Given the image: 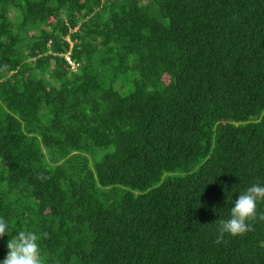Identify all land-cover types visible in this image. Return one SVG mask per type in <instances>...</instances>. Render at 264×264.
<instances>
[{"label": "trees", "instance_id": "1", "mask_svg": "<svg viewBox=\"0 0 264 264\" xmlns=\"http://www.w3.org/2000/svg\"><path fill=\"white\" fill-rule=\"evenodd\" d=\"M254 183L264 0H0V216L44 264H264V221L215 243Z\"/></svg>", "mask_w": 264, "mask_h": 264}, {"label": "clouds", "instance_id": "2", "mask_svg": "<svg viewBox=\"0 0 264 264\" xmlns=\"http://www.w3.org/2000/svg\"><path fill=\"white\" fill-rule=\"evenodd\" d=\"M69 39V38H68ZM264 202V183H254L239 192L232 203L229 214L217 226L216 244L224 241L225 236H243L254 228V221H264V212L258 211V204ZM10 236L6 243L8 249L0 264H44L41 237L33 230L21 229L13 232L10 222L0 216V238ZM59 264V262H57Z\"/></svg>", "mask_w": 264, "mask_h": 264}, {"label": "built area", "instance_id": "3", "mask_svg": "<svg viewBox=\"0 0 264 264\" xmlns=\"http://www.w3.org/2000/svg\"><path fill=\"white\" fill-rule=\"evenodd\" d=\"M67 60H68L70 63L73 64V62H72V60H71V58H70L69 56H67Z\"/></svg>", "mask_w": 264, "mask_h": 264}, {"label": "rangeland", "instance_id": "4", "mask_svg": "<svg viewBox=\"0 0 264 264\" xmlns=\"http://www.w3.org/2000/svg\"><path fill=\"white\" fill-rule=\"evenodd\" d=\"M13 13H14V11L13 12H11V14L13 15Z\"/></svg>", "mask_w": 264, "mask_h": 264}]
</instances>
